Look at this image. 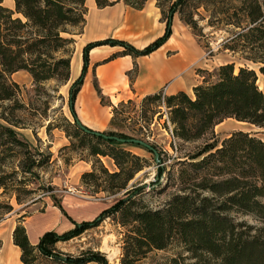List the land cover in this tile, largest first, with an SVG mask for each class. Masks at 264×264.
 Listing matches in <instances>:
<instances>
[{"label": "trees", "instance_id": "trees-1", "mask_svg": "<svg viewBox=\"0 0 264 264\" xmlns=\"http://www.w3.org/2000/svg\"><path fill=\"white\" fill-rule=\"evenodd\" d=\"M95 1L99 7L116 3ZM123 1L141 10L148 0ZM156 5L166 31L145 48L116 38L85 46L82 74L70 89L73 101L83 82L91 48L101 44L123 47L97 64L121 55L136 58L150 54L171 37L175 14L198 39L205 37V26L224 31L220 49L258 64L264 75V0H156ZM87 13L86 0H13V6L0 0V188H7L8 178L15 180L19 172L34 174V169L41 165L18 130L21 119L17 111L25 104L18 98L20 86L12 75L24 70L35 83L51 79L68 82L75 37L84 31ZM203 21L206 24H201ZM206 71L211 72L198 69L203 80L194 87L193 96L183 90L170 95L161 90L146 95L143 102H161L168 108L177 140L194 141L213 134L215 126L228 118L264 127V91L258 84L255 68L244 65L236 71L235 62L224 63L217 68L216 80L207 78ZM94 84L101 103L117 113L119 106L103 94L97 81ZM70 110L74 122L65 119L64 124L56 127L66 132L74 149H87L91 156L113 159L117 170L110 172L102 162L99 168L108 180L103 190H125L124 197L102 210L97 218L80 222L60 204L59 209L73 227L62 233L55 229L46 231L36 244L31 242L20 220L13 229V241L22 251L24 264H40L43 258L53 264H109L101 250L88 248L73 255L57 248L58 242L80 236L107 217H116L126 228L120 264H143L152 252L167 250L175 243L182 252L165 262L151 264H264V228L232 215L250 214L264 221L263 138L238 129L220 145L205 146L176 171L179 191L162 208L151 209L136 199L144 192V186L129 185L148 164L126 146H145L121 142L118 138H135L124 132L105 130L96 134L80 122L74 108L70 106ZM99 177L95 170L82 175L84 182H95L97 187L101 186ZM15 186L16 183L13 187L17 189ZM0 207L6 206L0 203ZM7 207L8 211L13 209Z\"/></svg>", "mask_w": 264, "mask_h": 264}, {"label": "rangeland", "instance_id": "rangeland-1", "mask_svg": "<svg viewBox=\"0 0 264 264\" xmlns=\"http://www.w3.org/2000/svg\"><path fill=\"white\" fill-rule=\"evenodd\" d=\"M5 3L13 6V0H5ZM200 11L203 12L202 9ZM201 24L206 22L203 21ZM184 25L192 33L190 27ZM204 34L205 37L200 39L194 37L203 48L204 56L209 63V69L206 70L211 72H205L207 78L216 80L215 74L219 64H224L225 61L235 62L236 71L244 65L255 68L259 76L258 84L264 91V75L259 72L258 64L241 58L238 53L233 54L228 50L220 49V42L226 34L224 31L205 26ZM73 48L74 56L76 43ZM12 80L19 84L18 98L25 104L24 108L17 111V117L21 119V128L18 130L21 137L30 143L33 158L41 165L34 169V174L19 172L15 180L8 178L7 188H0V203L6 206L0 207V244L9 238L11 229H14L20 220L26 228L28 226L32 239L39 240L40 235L46 231L55 229L62 233L70 227L68 219L64 221L61 219L60 204L77 221L93 220L102 210L124 197L125 193V190L116 193L103 190V187L108 185V180L99 168L102 162L110 172L117 170L112 158L94 157L87 149H74L66 132L56 127L64 124L65 119L74 122L70 110V89L73 82L51 79L35 83L32 76L24 70L16 73ZM143 98L132 102L127 100L123 104L118 103V112L114 113L112 110L113 122H110L105 130L124 132L135 138H141L158 151V161H156L154 153L146 147L126 146L144 158L148 164L129 183V185L144 186V192L136 199L140 205L148 208H162L179 191L180 185L175 179L176 171L184 166L181 165L182 162H189L190 156L205 146L220 145L224 138L238 129L264 139V127L231 118L216 125L213 134L194 141L178 139L174 142L170 132L173 125L169 120L168 108L161 102H143ZM94 170L100 176L99 187L94 185L95 182H84L82 179L84 172ZM14 183L17 189L13 187ZM8 205L12 206L11 211L7 210ZM232 215L237 220L246 221L257 228H264V221L253 215L238 212H233ZM125 232L126 228L118 223L116 217H107L100 221L99 225L86 230L80 236L58 242L57 248L73 255H78L88 248L101 250L107 255L109 264H120ZM178 252L182 250L175 243L167 250L152 252L143 264L165 262L167 258ZM113 255L114 258L110 259L109 257ZM40 264L53 263L43 258Z\"/></svg>", "mask_w": 264, "mask_h": 264}, {"label": "crops", "instance_id": "crops-1", "mask_svg": "<svg viewBox=\"0 0 264 264\" xmlns=\"http://www.w3.org/2000/svg\"><path fill=\"white\" fill-rule=\"evenodd\" d=\"M111 1L116 3L99 7L95 0H86L87 22L84 31L75 37L76 50L72 58L69 81L74 82L82 74L84 48L90 42L116 38L143 49L164 35L166 24L161 19L156 0H148L141 10L127 5L123 0ZM122 50L123 47L119 45L101 44L88 51L86 71L73 101V108L80 122L91 130L104 131L112 118V107L101 103L95 81L103 94L108 96L113 104L118 105L120 102L140 99L161 90L167 95L183 90L193 96L194 87L203 80L198 69H209L203 48L178 14L173 18L171 37L150 54L136 58L121 55L97 64ZM61 217L63 221L67 219L63 213ZM72 227L73 223L70 222V227L66 230ZM12 229L9 238L0 244V264H24L21 260L22 251L14 244ZM27 229L31 242L36 244L38 238L33 240L28 226Z\"/></svg>", "mask_w": 264, "mask_h": 264}, {"label": "water", "instance_id": "water-1", "mask_svg": "<svg viewBox=\"0 0 264 264\" xmlns=\"http://www.w3.org/2000/svg\"><path fill=\"white\" fill-rule=\"evenodd\" d=\"M70 106L71 108H73L74 106V102L72 100V96H70ZM89 129V128H88ZM87 129V130H88ZM94 133L96 134H101L100 131H95V130H92ZM121 142H125V143H137V144H140V145H143L145 146L146 148L152 150L154 153H155V156L156 158L158 157V151L156 150V148H154L150 143L146 142L145 140H142V139H138V138H127V139H124V138H118Z\"/></svg>", "mask_w": 264, "mask_h": 264}, {"label": "built area", "instance_id": "built-area-1", "mask_svg": "<svg viewBox=\"0 0 264 264\" xmlns=\"http://www.w3.org/2000/svg\"><path fill=\"white\" fill-rule=\"evenodd\" d=\"M170 132H171V136H172L173 141L176 142L177 139H176V137L174 136L172 129L170 130Z\"/></svg>", "mask_w": 264, "mask_h": 264}, {"label": "bare ground", "instance_id": "bare-ground-1", "mask_svg": "<svg viewBox=\"0 0 264 264\" xmlns=\"http://www.w3.org/2000/svg\"><path fill=\"white\" fill-rule=\"evenodd\" d=\"M109 258H110V259L114 258V255H113V256H110Z\"/></svg>", "mask_w": 264, "mask_h": 264}]
</instances>
